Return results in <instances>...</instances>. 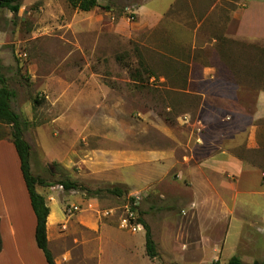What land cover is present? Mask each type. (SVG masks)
<instances>
[{"label": "rangeland", "instance_id": "obj_1", "mask_svg": "<svg viewBox=\"0 0 264 264\" xmlns=\"http://www.w3.org/2000/svg\"><path fill=\"white\" fill-rule=\"evenodd\" d=\"M238 1L100 0L102 7L86 12L67 0H21L17 15L0 8V73L14 91L12 108L29 122L24 138L31 146V173L54 182L49 187L37 185L36 190L54 197L48 203L62 221L55 253L69 254L63 264H93L77 245L89 233L83 227H71L74 214H65V207L72 203L96 221L98 235L103 232L104 255L111 257L106 264H126L131 257L121 246L127 242L145 250L144 223L158 255L140 258V264H177V258L187 264H215L216 260L228 264L232 257L240 264H263L264 197L243 195L234 206L228 201L225 209L201 204L194 226L186 221V202L175 201L184 196V181L167 176L147 182L139 177L147 165L130 159L117 167L110 155L154 148L160 142L169 147L156 130L159 120L169 125L179 122L182 135L189 122L205 118L208 127L202 133L206 138L216 141L225 136L227 150L264 167L261 153L245 150L248 132L242 131L250 121L256 92L264 89V63L253 46H236L241 55L227 46L229 52L222 60L229 64L219 63L215 87L210 88L214 95L206 100L205 112L212 113L197 114L199 98L180 100L167 88L173 84L158 79L173 73L183 77L186 69L171 67L169 56L157 50L155 36L166 35L171 22L178 21L196 29L197 40L204 42L219 33V23L229 18ZM159 16L155 28L142 27L141 22ZM211 54L205 46L196 49L194 56L206 60ZM222 117L228 120L222 122ZM9 134L10 126L0 123V138L10 141ZM1 155L10 159L8 152ZM62 179L77 187L58 189ZM113 186L122 194L89 197L83 190ZM11 187L17 190L13 182ZM133 196L139 197L136 212L141 225L130 233L120 229L118 222L124 204ZM9 229L2 228L0 264H48L40 251L33 254L24 245L16 251ZM108 235L117 237L115 245L106 242ZM198 236L199 245L193 240ZM49 248L54 253L50 243Z\"/></svg>", "mask_w": 264, "mask_h": 264}, {"label": "crops", "instance_id": "obj_2", "mask_svg": "<svg viewBox=\"0 0 264 264\" xmlns=\"http://www.w3.org/2000/svg\"><path fill=\"white\" fill-rule=\"evenodd\" d=\"M159 18L160 16L152 22H141L142 27L146 30L155 28ZM153 41L157 50L169 56L171 67H185L186 69V74L183 77L174 73L168 76L161 75L158 78L159 82L173 84L167 88L180 100L199 98L201 103L197 107V114L212 113L209 110L205 112L206 100L214 95L210 88L215 87V79L217 78L215 72L219 63H223L224 66L229 64L222 60L223 56L225 57V52L228 53L231 46H233V51L238 52L239 55H241L242 50L236 46H253L252 49L258 53L261 50L254 46H261L260 49L264 48V0H239L229 12V18L219 23V33L210 35L209 39L204 42L201 38L197 40L196 29L192 30L178 21L171 22L167 34H158ZM205 46H208L212 51L209 58L202 60L195 57L196 49ZM255 55L254 58L257 56ZM261 57L264 61V54ZM237 62L238 60L234 63ZM185 115L189 116L190 113H185ZM206 120L205 118H198L196 121L189 122L185 126V133L182 135L179 130L183 127L179 122L169 125L165 121L159 120L155 123L156 130L164 141H169V147L160 142L154 148L110 152L114 166L125 165L130 159L147 165L143 169V173L139 175L147 182L151 179L166 178L167 176H175L178 180L184 181L185 188L184 192L181 193L184 196H179L175 201L186 202L188 207L186 221L194 226L197 225L199 205L201 204L205 205L206 208L221 207L225 209L228 201H231L232 206H234L238 198L243 195L264 197V167L258 165L257 161L227 150L224 135H222L224 136L222 139L216 141L206 138L202 133V130L208 127ZM220 120L225 122L228 117H222ZM243 129L242 131L248 132L244 140L245 150L259 152L261 154L258 156L264 159V89L256 92L250 121ZM11 143V140L8 141L7 138H0L1 242L4 241L2 228L6 225L10 228L9 235L16 244V251L19 252V247L24 245L23 247H29L33 254L42 253L34 238L35 214L30 204L25 183L23 184L19 158L13 143ZM5 152L9 153V160L3 159L1 154ZM151 172L152 174H149ZM5 179L9 181V184L5 182ZM12 182L17 184V190L11 187ZM42 195L50 210L46 220L48 248L50 243L54 253L50 248L49 250L55 264H63L69 256L68 251L62 256L64 258L55 253V243L59 242V236H55L58 235V225L62 221L55 217L48 203L49 198L54 200V197L48 192ZM159 195L162 198L165 196L163 193ZM226 196L228 197L226 198ZM70 225L75 228L83 227L89 233L87 237L80 238L77 245H81V250L90 261H93V264H106L111 259V257L107 258L104 255L105 237H103V232L101 235L97 234L98 225L90 215L83 212L75 213L74 217L70 219ZM193 240L199 245V236ZM115 241H118L117 237L112 235L106 242L115 245ZM116 244L119 247V243L116 242ZM127 244V246H121L131 257L126 260V264H140L139 259L144 260V257H147L144 253L145 250L136 244L131 245L129 242ZM2 251L3 245H1L0 255ZM111 254L113 255V253ZM176 261L177 264H187L182 258H177Z\"/></svg>", "mask_w": 264, "mask_h": 264}, {"label": "trees", "instance_id": "obj_3", "mask_svg": "<svg viewBox=\"0 0 264 264\" xmlns=\"http://www.w3.org/2000/svg\"><path fill=\"white\" fill-rule=\"evenodd\" d=\"M67 2L73 8L81 11H90L95 7H102L100 0H67ZM20 7L21 0H0V8H6L13 15L18 14ZM258 49L261 50V52L257 54V59H259V62L264 63L263 58L261 57V55L264 54V48ZM13 96L14 91L8 87L6 77L0 73V123L10 126V140L13 143L19 158L20 171L27 189L31 207L36 218L34 231L36 245L42 251L46 262L48 264H55L52 253L48 248L46 234V220L50 210L46 204L44 196L36 190L37 185L49 187L53 186L54 182L47 181L46 179L40 176H35L31 173V146L24 138V131L28 127L29 122L20 113L16 112L12 108L11 100ZM35 102H38L37 98L35 99ZM58 183L61 184L65 190H70L77 187L75 182L69 179H62ZM83 190L89 197L100 195L102 193H111L117 196L122 194V190L117 186H113L112 188H97L92 190L83 188ZM144 227L145 253L149 259H153L157 257L158 253L156 251V246L154 240L152 239L148 225L144 223ZM1 245L2 242L0 238V250ZM217 263L218 260L215 261V264ZM262 263L264 264V259ZM228 264H240V261L238 258L232 257Z\"/></svg>", "mask_w": 264, "mask_h": 264}, {"label": "built area", "instance_id": "obj_4", "mask_svg": "<svg viewBox=\"0 0 264 264\" xmlns=\"http://www.w3.org/2000/svg\"><path fill=\"white\" fill-rule=\"evenodd\" d=\"M57 188L61 190L64 189L61 184H58ZM138 204V196H133L128 202L124 204L122 214L119 216L118 222V226L120 229L126 230L130 233L137 232L138 228L141 225L136 212ZM64 211L66 215L70 216L71 214H75L80 211V205L75 203L69 204L65 207ZM107 213L109 212H105L106 215Z\"/></svg>", "mask_w": 264, "mask_h": 264}]
</instances>
